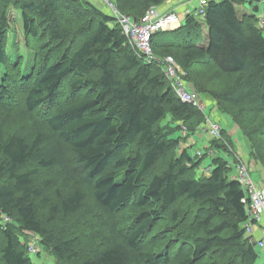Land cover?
Listing matches in <instances>:
<instances>
[{
	"label": "trees",
	"instance_id": "1",
	"mask_svg": "<svg viewBox=\"0 0 264 264\" xmlns=\"http://www.w3.org/2000/svg\"><path fill=\"white\" fill-rule=\"evenodd\" d=\"M166 1L113 0L135 21ZM244 3L252 13L240 17ZM10 7L26 38L49 45L32 72L22 73L6 50ZM259 8L260 0H208L201 20L185 15L180 27L152 37L148 62L88 0H0V264H36L30 236L53 264H258L244 230V193L217 153H230L232 140L221 127L206 153L189 152L187 139L206 118L176 96L162 61L174 57L264 169L233 113L264 114ZM194 67L227 86L205 89ZM205 154L207 177L196 174ZM71 216L77 225L53 224ZM164 220L167 230H156Z\"/></svg>",
	"mask_w": 264,
	"mask_h": 264
},
{
	"label": "rangeland",
	"instance_id": "2",
	"mask_svg": "<svg viewBox=\"0 0 264 264\" xmlns=\"http://www.w3.org/2000/svg\"><path fill=\"white\" fill-rule=\"evenodd\" d=\"M88 1L91 2V0H88ZM109 1L112 4H114L113 0H109ZM180 2H185L184 4H186L185 5L186 10L178 13L180 18L185 16L186 11H188L196 19H200V20L202 19V17L199 16L197 12L200 8V0H168L164 4L171 3L172 4L171 7H175ZM97 7H100L105 12L110 14L105 5L102 7L101 6H97ZM236 8H237L238 14H240V17L243 14L250 15L252 13V7L248 3L240 4ZM125 16H129V15H125ZM256 16L260 17L259 18V23H260L262 19L264 18V4H260V8H259V11L256 13ZM142 18L143 17H141L137 21H140ZM7 31H8L7 37L5 38L6 39V50L8 51V54L15 55L16 60H15L14 65L18 67V69L22 73L27 70L28 71L30 70L29 72H32L35 68V65L39 63V60L41 58L40 53L45 52L46 47H48L49 45L47 43H44V41H40V40L33 42L24 36L23 24H22L20 12L14 7H10L8 10V29ZM67 46H69V44H67ZM166 57H171L172 59H174V57L170 54L166 55L164 58ZM180 70L182 71L181 68ZM193 71H195L196 73L195 77L199 81L203 82L205 85L204 88L209 91L219 92L220 89L227 86V82L225 79L223 78L222 79H212L211 78L212 75H214L215 71L207 72L209 73L208 75H206V70L204 69L198 71L194 67ZM187 90L195 92L196 99L202 101V103L204 104L202 111L205 115V118H209V117L212 118L211 117L212 114L217 115V117L220 118L221 127H223V129L230 136L232 143H233L232 151H230V153H226L223 151L217 152L219 156H221L222 158H224L226 161L229 162V165L232 168L230 175L231 176L235 175L236 173L235 167L237 166V163L241 161L248 167L252 181L258 187L264 190V169L260 164L255 165L256 162H254L253 159L251 160L249 158V145L244 135L240 131V129L233 123L232 120H230V118L226 114L219 113L214 105H206V99L209 98L207 95L198 94L196 91L192 89L190 84H187ZM14 101L15 103H11V104H13L15 107H19L20 105L16 104L19 101V96H15ZM238 109L234 110L233 113H238L240 117L239 120L242 122V124L245 127H247V132L250 134L252 145L256 149V152L259 154L261 159L264 160V114L256 115V114H250L248 112L243 113L242 111L239 112ZM225 120L228 123L227 127L224 126L226 122ZM167 121H169V118L167 119ZM6 123L7 122H2L1 123L2 127H4L5 130L9 131L10 129L7 127L8 123L7 124ZM208 126H209V123L205 121V123L198 128V130L196 131L197 133L189 136V138L187 139L188 150L193 156H194V153L197 151H199L202 154L206 153L207 149L210 147L211 142L213 141L214 138L207 132ZM248 159L250 162H252V165H255V166L253 167H251V165L248 166ZM209 163H210V157L209 155L205 154V157L203 158V161L200 167L196 169V174L198 176H204V177L209 176V169H207V165ZM57 187H61V184L60 183L57 184ZM50 192H52V190ZM52 193L50 194L51 199H54L53 198L54 195ZM53 224L54 225L56 224L57 226L61 225V227L77 225L76 216H71L66 219L57 218L55 223ZM167 224L168 223L165 220L163 222L159 221L158 226L156 227V230H160V229L167 230L166 229ZM27 243L28 245L34 243L40 249V252H39L40 256L36 253L29 252V256L32 262L36 264H53L54 262L53 257L50 254H47L39 246L36 237L30 236ZM255 250L259 255L257 263L258 264L264 263V248L256 247Z\"/></svg>",
	"mask_w": 264,
	"mask_h": 264
},
{
	"label": "built area",
	"instance_id": "3",
	"mask_svg": "<svg viewBox=\"0 0 264 264\" xmlns=\"http://www.w3.org/2000/svg\"><path fill=\"white\" fill-rule=\"evenodd\" d=\"M207 1L200 0V8L197 11L199 16H203ZM91 2L99 4L101 7L104 5L107 7L110 15L119 24L128 46L134 50L137 56L143 57L148 62L155 59L151 50L152 37L157 33L174 30L181 25L180 17L174 10L161 11L158 7H151L140 21H135L130 16L120 13L109 0H91ZM260 4H264V0H260ZM188 14L190 13L186 11L185 15ZM260 26L264 29V18L260 22ZM172 60L171 57L163 59L166 65V77L173 91L182 102L192 104L202 111L204 104L196 99L195 92L187 90L184 74L178 69L173 70ZM206 121L209 123L207 132L215 139L220 138V124L210 117L206 118ZM185 132L186 128L182 126V133L185 134ZM200 155L199 151L194 153V156ZM235 168L234 179L237 180L244 193L242 202L245 204L248 215V220L244 225L245 234L250 237V241L255 247L264 248V190L252 181L250 171L244 163L239 161ZM28 250L32 253L40 252L34 243L28 245Z\"/></svg>",
	"mask_w": 264,
	"mask_h": 264
},
{
	"label": "crops",
	"instance_id": "4",
	"mask_svg": "<svg viewBox=\"0 0 264 264\" xmlns=\"http://www.w3.org/2000/svg\"><path fill=\"white\" fill-rule=\"evenodd\" d=\"M186 2V1H185ZM185 2H180V3H178L175 7H171L172 6V4L171 3H167V4H162V5H160L158 8L161 10V11H163V10H165V11H176L177 13H180V12H182V11H184V10H186V4H184ZM95 5H97V6H100L99 4H96V3H94ZM206 105H212L211 104V102L208 100V99H206ZM212 118H217V116L216 115H213L212 114V116H211ZM219 118V117H218ZM225 122V121H224ZM225 125H227L228 126V123L227 122H225ZM199 135H201V134H199Z\"/></svg>",
	"mask_w": 264,
	"mask_h": 264
},
{
	"label": "bare ground",
	"instance_id": "5",
	"mask_svg": "<svg viewBox=\"0 0 264 264\" xmlns=\"http://www.w3.org/2000/svg\"><path fill=\"white\" fill-rule=\"evenodd\" d=\"M132 18V17H131ZM133 19V18H132ZM175 29H177V28H175ZM169 31H171V30H169ZM173 61V70L175 71L176 69H178V71H181L180 70V67L177 65V63H176V61L173 59L172 60ZM162 63L164 64V61H162ZM163 68H164V70H163V73H164V75H165V77H166V65L164 64V66H163ZM183 74H184V72L183 71H181ZM184 76H185V74H184ZM166 80L169 82V80L167 79V77H166ZM169 84H170V82H169ZM171 85V84H170Z\"/></svg>",
	"mask_w": 264,
	"mask_h": 264
}]
</instances>
